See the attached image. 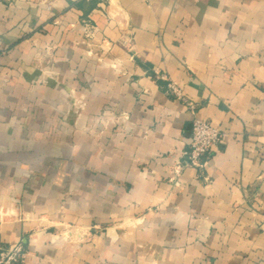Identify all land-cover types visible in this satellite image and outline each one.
<instances>
[{
	"label": "crops",
	"instance_id": "crops-1",
	"mask_svg": "<svg viewBox=\"0 0 264 264\" xmlns=\"http://www.w3.org/2000/svg\"><path fill=\"white\" fill-rule=\"evenodd\" d=\"M195 117L224 133L200 167ZM0 242L264 264V0H0Z\"/></svg>",
	"mask_w": 264,
	"mask_h": 264
},
{
	"label": "built area",
	"instance_id": "built-area-1",
	"mask_svg": "<svg viewBox=\"0 0 264 264\" xmlns=\"http://www.w3.org/2000/svg\"><path fill=\"white\" fill-rule=\"evenodd\" d=\"M83 29L84 35L88 39H97L95 32L96 27L94 24L86 21ZM118 43L122 46H131V38L128 35H123L118 39ZM100 45L107 49L112 47L111 41L105 37L101 38ZM170 86L179 94L174 85ZM223 134V131L219 127L211 125L206 120L195 117L192 124L190 149L187 153L188 164L198 167L202 166V156L207 153L213 145L219 142ZM173 170L175 174L179 173L180 164L178 161ZM24 256L25 252L20 242H12L8 245H3L0 242V264H17Z\"/></svg>",
	"mask_w": 264,
	"mask_h": 264
}]
</instances>
